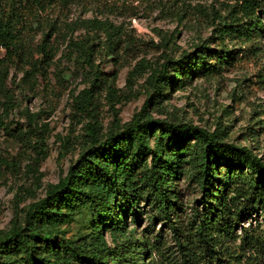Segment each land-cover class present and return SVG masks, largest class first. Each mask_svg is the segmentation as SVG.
<instances>
[{
  "label": "trees",
  "instance_id": "1",
  "mask_svg": "<svg viewBox=\"0 0 264 264\" xmlns=\"http://www.w3.org/2000/svg\"><path fill=\"white\" fill-rule=\"evenodd\" d=\"M235 4V23L217 27L220 38L233 32L246 40L263 36L264 0H235ZM45 6L44 0H0V105L6 112L17 107L6 86L11 70L22 73L20 79L28 89L46 82L49 33L44 31L34 56L27 37L31 25L24 17L26 11ZM87 22L94 26L96 21ZM73 43L92 76L74 102L91 114L96 88L105 84L111 92L112 82L93 66L87 49ZM232 54L202 43L177 59L167 58L151 74V89L140 110L122 128L104 134L96 122H87L76 162L57 182L47 184L44 196L29 204L21 222L15 217L8 229L0 231V264H158V260L159 264H264V228L259 223L242 225L256 216H263L264 225V160L248 147L226 141L223 129L210 131L190 121L155 118L148 110L162 104L167 90L176 84L219 74ZM26 133L19 130L18 137ZM36 153L45 157L42 147ZM184 176L197 185L200 197L198 207L191 208L189 219L181 224L176 219L183 206L177 180ZM141 202L153 212L152 219L169 226L178 260L158 234L151 239L144 234L130 237L126 217L132 215L136 221L131 210ZM75 216L83 221L82 232L59 238L64 233L61 226ZM105 229L113 237L123 236V243L113 238L116 243L110 247ZM119 245L124 249L120 251Z\"/></svg>",
  "mask_w": 264,
  "mask_h": 264
},
{
  "label": "rangeland",
  "instance_id": "2",
  "mask_svg": "<svg viewBox=\"0 0 264 264\" xmlns=\"http://www.w3.org/2000/svg\"><path fill=\"white\" fill-rule=\"evenodd\" d=\"M44 2L45 10L32 8L24 17L31 25L27 37L34 56L44 31L49 33L51 64L46 82L28 89L20 79L22 73L11 70L6 86L17 107L6 112L0 105V231L8 229L15 217L21 222L29 204L44 196L47 184L57 182L69 164L76 162L87 122H96L104 134L122 128L143 105L153 71L165 59H177L202 43L233 54L219 74L192 77L188 83L168 89L162 104L149 107L151 116L190 121L210 131L223 129L226 141L246 146L264 160V35L246 40L233 32L220 38L216 30L235 23V0ZM92 19L94 26L87 22ZM73 41L87 49L93 66L112 82L111 92L105 84L96 88L91 114L74 102L75 96L89 87L92 76ZM19 130L27 131L26 135L18 137ZM40 147L44 158L36 153ZM177 190L183 206L176 219L185 224L191 208L198 207L200 192L185 176L177 180ZM131 212L137 214V220L132 215L126 217L130 237L144 234L151 239L158 234L162 245L178 260L169 226L159 218L152 219L155 216L144 202ZM262 217L242 225L256 227L259 223L263 229ZM82 223L75 216L61 226L64 233L59 238L82 232ZM103 234L110 247L123 243L121 235L113 237L106 229ZM119 246L120 251L124 249ZM145 257L148 263L150 256Z\"/></svg>",
  "mask_w": 264,
  "mask_h": 264
}]
</instances>
